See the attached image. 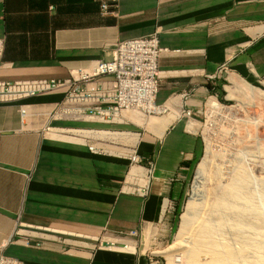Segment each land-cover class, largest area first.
<instances>
[{
	"label": "crops",
	"instance_id": "0c3cea01",
	"mask_svg": "<svg viewBox=\"0 0 264 264\" xmlns=\"http://www.w3.org/2000/svg\"><path fill=\"white\" fill-rule=\"evenodd\" d=\"M104 2L112 8L103 15ZM152 33L167 48L155 96L163 114L127 123L52 117L60 91L0 103V259L147 264L125 233H156L167 222L203 150L182 108L225 91V78H208L222 63L228 76L264 75V0H0V80L65 78L110 59L117 42ZM169 113L175 118L163 127ZM113 132L135 137L137 168L110 151L124 143L102 137ZM131 168L149 174L145 195L132 190Z\"/></svg>",
	"mask_w": 264,
	"mask_h": 264
},
{
	"label": "rangeland",
	"instance_id": "374dc122",
	"mask_svg": "<svg viewBox=\"0 0 264 264\" xmlns=\"http://www.w3.org/2000/svg\"><path fill=\"white\" fill-rule=\"evenodd\" d=\"M222 78H225L221 79L225 85V91L223 92L220 90L217 92V100L220 103L218 104L219 108H211L209 97L207 99L208 102L207 100L203 101L201 107L194 110V112H198V117H195V125L190 127L196 128V132L202 137L203 150L188 179L185 196L178 205L172 210H169V213H166L168 215L163 219L164 222H168V220H166V218H168L169 225L167 222L164 223L166 224L165 226L162 224L159 228L156 225V233L153 232L155 230L152 228L144 227L135 238L136 245H132L133 242L129 243L130 250H132L133 246V251L138 250L143 252L147 264H169L167 254H171V260L174 261L173 263L175 264H184L187 261L185 250L190 245V242L186 241V244H181L182 246L178 243L184 236L190 234L189 229L193 230H191L192 234L195 232L194 229L196 228L195 226L198 225V220L206 215L205 213H209L206 207H209L210 201L214 198V193L218 192L216 190L220 189L219 185L221 182L222 184L224 182L226 183L233 177L236 171L235 168L243 167L246 174H249V179L251 178L250 181L252 183L249 188L251 192L255 194L254 203L258 204L255 208L258 209L259 207L260 210L258 209V211L261 216L264 214V202L261 200L262 193L264 194V184L262 183L264 179V75L256 78L255 81L245 80V78H236L231 75L228 76L230 83L227 81V77L223 76ZM236 83L238 85L237 87H235ZM247 84L252 85L254 88L247 87ZM229 91L231 92L229 93ZM228 94L230 95L228 96ZM128 119L134 120L135 122L138 121L136 120L137 117L132 114L128 116ZM130 136L129 134H122L120 140L117 134L111 133L108 138L113 139V141L116 140V142L122 141L128 146H132L134 145L132 142L133 137L129 138ZM113 145H115V147L108 146V148H110V151L114 154L125 152L121 151L119 148L120 145L115 143ZM203 159H206L207 164L204 174L199 176L197 167ZM259 194H261V196ZM211 197L212 200H210ZM193 199H195L197 203L196 210L192 214L194 217L192 216L193 218L189 223V227L186 228V230H188L184 231L182 228L183 217L187 210L188 201ZM207 200L208 202H206ZM255 200L258 202H255ZM198 205L200 206L199 208ZM203 210L206 211L204 212ZM262 218L264 219V217ZM190 224L192 226L194 224V228H192ZM255 229V233H252L254 236H251L254 237L253 239L256 241L258 239L257 242L264 244V233H262L261 227H256ZM262 230H264V228ZM222 231L223 234L226 233L225 238L227 237V240H229V238L231 239L232 229L230 227L226 226ZM256 231L260 232L258 233ZM183 232H185L184 235ZM256 235L260 237L257 236V238ZM189 240L188 238V241ZM231 242L232 244L236 243V241L233 240ZM234 246L237 247L238 244ZM167 248H169V250L161 253L162 250ZM248 256L249 258L246 256V259H249V263L255 262L250 261L256 259L255 256L254 259H252L253 255ZM247 262L243 261L244 264Z\"/></svg>",
	"mask_w": 264,
	"mask_h": 264
},
{
	"label": "built area",
	"instance_id": "2783aa9c",
	"mask_svg": "<svg viewBox=\"0 0 264 264\" xmlns=\"http://www.w3.org/2000/svg\"><path fill=\"white\" fill-rule=\"evenodd\" d=\"M111 8V4L102 3L101 14L110 12ZM1 45L0 39V48ZM166 50L167 48L159 45L156 33L119 41L114 45L110 59L94 61L89 68L72 69L65 78L0 80V103L60 91L63 96L50 114L52 117H95L105 123H127L133 121L128 119L130 114L137 117L160 115L165 113L166 108L155 103L160 78L158 61ZM228 72L226 63H222L215 74L208 78L227 77ZM20 111L24 118L25 110L20 108ZM197 113L190 108H182L180 112L188 118L190 126L195 125ZM85 131L78 129L74 134L89 140L91 132ZM119 145L121 151L126 153L116 155L126 157L130 165L142 163L143 158L132 150L133 147L126 143ZM88 148L93 153L104 151L93 144H88ZM148 180L149 174H133L129 184L134 192L145 195ZM125 234L134 239L138 236V231L131 229ZM124 247L127 248V245ZM16 263L11 258L0 259V264Z\"/></svg>",
	"mask_w": 264,
	"mask_h": 264
},
{
	"label": "bare ground",
	"instance_id": "6f19581e",
	"mask_svg": "<svg viewBox=\"0 0 264 264\" xmlns=\"http://www.w3.org/2000/svg\"><path fill=\"white\" fill-rule=\"evenodd\" d=\"M237 86L238 85L236 83L235 87ZM247 87L254 88L252 85H248ZM230 92L231 91H229V93ZM229 95L230 94H228V96ZM209 100H210L211 108L213 109L219 108L218 107V104H220L219 101H217L213 97H210ZM167 116L169 117L166 121H164L163 127L167 125L168 123H170L175 118V115L171 113H169V115ZM102 137L108 138L107 135H104ZM132 137H133L132 142L134 143L135 137L131 135L129 138H132ZM130 147H133V145ZM206 164H207L206 159H203L198 164L197 172L199 176L204 174ZM135 168H137V166H135ZM135 168H131L130 173H129L130 178L132 177L133 174L137 173ZM235 170H236L235 173L233 172L234 173L233 177L230 178L226 183L224 182L225 184L224 183L222 184L221 182L220 185L222 186L219 185L220 189L216 190L218 192L216 193H214L215 191L213 192L214 198L212 200V197H211L210 200L212 201H210L209 203L210 205L208 204L209 207H206L209 210V213H205L206 215L201 217V219L199 217L200 220H198L197 218V220L199 221L197 226H195L194 224L192 226L190 224L192 228H194V226L196 227L194 229L195 232L192 234L191 233L192 229H189L190 234L187 235L188 237L184 236L181 240L182 243L181 241L178 243L179 245L181 244L183 245V244H186V241L190 242V245L186 248V250L184 248L185 256L187 258V261L184 264H239V263L242 264L243 261L247 262L249 260V259L248 260L246 259V256L249 258L248 255L250 256L253 255L252 259H254L255 257L256 259L250 260L251 262L255 261L253 263H249V261L247 263L249 264L264 263V244L257 242L258 239L256 241L255 239H253L254 237L251 236V235L254 236V234L252 233H255V230H257L255 229L256 227L257 228L261 227V231L262 233H264L263 232L264 230H262L264 228V219L262 218L264 217L263 216L264 214L262 213L263 215L261 216L258 211L259 207L258 209L255 208V206L257 207L258 204L254 203L255 194H253L254 192L252 193L249 188V186L252 184L250 181L251 178L249 179L250 177L249 174L248 175L246 174L243 167L242 168L238 167L237 169L235 168ZM262 183L264 184V179L262 180ZM259 195L261 196V194ZM261 197H260L261 200L264 202L263 193ZM206 202H208V200ZM255 202H258V201L255 200ZM196 205L197 203L195 202V199L190 200L187 203V210H186V213L182 221V228L184 231L186 230V228L189 227V223L191 222V219L194 217L192 214L196 210ZM199 205H198V208L200 207ZM206 210H203V211L205 212ZM226 226L232 229L231 239L233 241H236V243L238 244L237 247L234 246V245H237L236 243L235 244L233 243L234 245L232 244L231 242L232 240L230 238L229 240L231 241L227 240L228 239L227 237H226L227 239L225 238L226 233L223 234L222 230ZM184 234L185 232H183V235ZM257 236L259 235H256V237ZM188 238L190 239L189 241H188ZM166 250H169V248L162 250L161 253H163ZM170 255L171 254L169 255L167 254L169 264H175L173 263L174 261L171 260L172 256Z\"/></svg>",
	"mask_w": 264,
	"mask_h": 264
},
{
	"label": "clouds",
	"instance_id": "9594fccd",
	"mask_svg": "<svg viewBox=\"0 0 264 264\" xmlns=\"http://www.w3.org/2000/svg\"><path fill=\"white\" fill-rule=\"evenodd\" d=\"M210 97H213V98H214V97H216V96L212 95V96H210ZM208 98H209V97H208ZM216 99H217V98H216ZM217 101H218V100H217ZM138 118H142V117H138ZM134 240H135V238H134ZM132 245H134V246H135V245H136V242H135V241H133V244H132ZM132 249H134V247H133V246H132Z\"/></svg>",
	"mask_w": 264,
	"mask_h": 264
}]
</instances>
